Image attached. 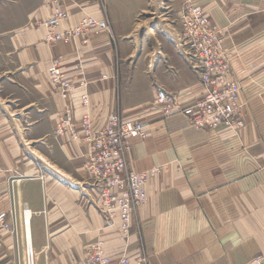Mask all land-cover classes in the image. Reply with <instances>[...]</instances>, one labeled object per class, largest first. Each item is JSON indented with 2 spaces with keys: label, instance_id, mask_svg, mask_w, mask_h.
<instances>
[{
  "label": "crops",
  "instance_id": "0c3cea01",
  "mask_svg": "<svg viewBox=\"0 0 264 264\" xmlns=\"http://www.w3.org/2000/svg\"><path fill=\"white\" fill-rule=\"evenodd\" d=\"M193 1L224 29L225 46L234 52L245 103L239 130L199 128L182 111L165 113L153 102L158 87L183 103L203 94L200 72L179 42L185 0L67 3L60 30L89 14L108 18L111 31L92 33L87 43L82 37L47 40L38 24L53 12L45 0L26 15L18 2L1 4L0 208L15 209L20 227L18 234L0 230V264H26V207L36 264H89L88 245L97 238L114 257L125 250L119 220L108 225L83 197L84 146L53 135L65 106L48 78L58 55L70 70L83 63L90 80V104L77 106L78 116L89 112L102 126L118 112L147 124L149 136L133 140L129 166L161 171L148 180L149 201L135 212L131 249L139 242L148 264H252L264 254V0ZM25 77L53 99L48 119L27 126L17 103Z\"/></svg>",
  "mask_w": 264,
  "mask_h": 264
},
{
  "label": "built area",
  "instance_id": "2783aa9c",
  "mask_svg": "<svg viewBox=\"0 0 264 264\" xmlns=\"http://www.w3.org/2000/svg\"><path fill=\"white\" fill-rule=\"evenodd\" d=\"M45 1L53 9L50 17L41 21L48 30L49 41H70L82 37L87 43L92 33L111 31L108 18L92 14L84 16L77 25H69L58 31L62 22L69 17L67 3L79 4L80 0ZM178 14L182 22L179 42L200 72L203 94L190 103H183L165 88L159 87L154 104L162 106L165 113L182 111L199 128L217 129L225 125L228 129H241L245 125V103L241 95L243 86L234 76L231 64L234 52L225 46L224 29L211 19L201 4L193 0H186ZM75 69L83 73V63L78 62ZM49 75L54 90L67 101L57 119L54 135L78 141L84 146L83 166L89 177L87 201L96 205L108 225L119 220L121 234L126 241L124 252L114 257L107 252L105 239L97 238L88 245L87 262L148 264V256L139 242L136 248H130L134 242L131 238L134 214L138 207L148 202L146 184L159 174L161 167L141 171L130 167L128 162L133 140L149 136L147 124L141 119L112 112L104 125L98 126L89 112L80 116L77 114V106L87 108L90 104L89 80L85 76L76 78L68 74L64 69L63 56L52 61ZM76 94L78 105L74 101ZM27 211L28 207L24 209L26 264H36L35 249L28 240ZM19 227L16 210L0 208V230L18 234ZM252 263L264 264V255L255 256Z\"/></svg>",
  "mask_w": 264,
  "mask_h": 264
},
{
  "label": "rangeland",
  "instance_id": "374dc122",
  "mask_svg": "<svg viewBox=\"0 0 264 264\" xmlns=\"http://www.w3.org/2000/svg\"><path fill=\"white\" fill-rule=\"evenodd\" d=\"M37 0H0V6L1 4L5 3V5L9 6V7H13L14 8V4L16 2H18V4H21L23 6V11H24V15H26V12L32 7L34 6V4L36 3ZM186 1V0H185ZM47 3V2H46ZM50 5V3H48ZM185 4V2H184ZM11 5V6H10ZM184 5L182 6V8L179 10L181 11L183 9ZM205 8V7H204ZM3 9V7L1 8ZM15 12V11H14ZM179 13V12H178ZM179 15V14H178ZM26 19V16L24 17ZM11 19V18H9ZM8 19V20H9ZM45 19H42L41 21H43ZM41 21L38 22V24H41ZM81 21V20H80ZM79 21V22H80ZM181 22V20H180ZM63 23V22H62ZM42 25V24H41ZM62 25V24H61ZM74 25H77V24H74ZM67 27V26H66ZM65 27V28H66ZM64 28V29H65ZM63 29V30H64ZM58 31H62L60 30V27L57 29ZM181 30H182V22H181ZM181 32V31H180ZM181 34V33H180ZM48 36V30L46 29V38ZM48 40V39H47ZM49 41V40H48ZM59 41H62V40H59ZM65 41V40H64ZM54 42V41H53ZM59 56H63V55H58V56H55L52 61L56 58V57H59ZM52 61H51V64H52ZM50 64V66H51ZM76 65V64H75ZM75 65H73V68L70 70V69H67L66 66H65V60H64V69L65 71H67L68 74L70 75H73V77H76V78H80L82 76H85V71L83 69V73L81 70H78V69H75ZM50 66L48 67V78H49V81L51 83V85L53 86L51 80H50V75H49V68ZM84 68V67H83ZM86 77V76H85ZM23 99L18 101V107H21V105L23 106V110L24 112L22 113L23 116H24V120H23V124L25 126L31 124L32 120L35 121L36 119H40L44 116L43 120H46L48 119L49 117V113H50V110H49V107H52L53 105V99L52 98H49V97H44V94L42 93V90H36L35 89V85L32 83L31 80L27 79L26 77L24 78V82H23ZM89 85H90V80H89ZM88 85V87H89ZM54 87V86H53ZM159 88V87H158ZM157 88V90H158ZM10 89V86L9 88ZM9 91V90H8ZM19 88H18V93H19ZM89 91V90H88ZM56 92V91H55ZM57 94H59L58 92H56ZM90 93V92H89ZM60 95V94H59ZM61 96V95H60ZM62 97V96H61ZM9 98H12L11 99H8V101H10L13 105V107H15V98L14 97H9ZM76 98V97H75ZM62 99L65 101V104H66V100L62 97ZM33 101V102H32ZM64 104V105H65ZM20 105V106H19ZM32 107H34V110L32 112ZM63 110V109H62ZM62 112V111H61ZM15 115V114H14ZM60 113L57 115L56 117V122H57V119L59 117ZM16 120L13 118V122H15ZM55 122V123H56ZM191 122V121H190ZM193 125V124H192ZM56 126V124H55ZM195 126V125H194ZM207 129H210V128H207ZM54 131V130H53ZM53 135H54V132H53ZM55 136V135H54ZM156 167V166H155ZM160 173V172H159ZM41 177H45L46 178V174H41ZM88 181H89V177H88ZM88 184V183H87ZM83 197L84 199H87V193H83ZM149 201V200H148ZM139 208V207H138ZM137 208V209H138ZM137 211V210H136ZM134 217H135V214H134ZM1 238V237H0ZM0 251H1V246H0ZM257 255H264V254H257ZM256 255V256H257ZM253 261V260H252ZM253 264V263H252Z\"/></svg>",
  "mask_w": 264,
  "mask_h": 264
},
{
  "label": "bare ground",
  "instance_id": "6f19581e",
  "mask_svg": "<svg viewBox=\"0 0 264 264\" xmlns=\"http://www.w3.org/2000/svg\"><path fill=\"white\" fill-rule=\"evenodd\" d=\"M31 215H32V212H31V210L30 209H28V211H27V219H28V234H29V237H28V240H29V242H30V244L32 243V239H31V227H30V223H31Z\"/></svg>",
  "mask_w": 264,
  "mask_h": 264
}]
</instances>
